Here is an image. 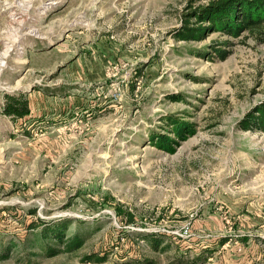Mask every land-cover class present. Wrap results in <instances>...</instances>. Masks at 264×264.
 I'll use <instances>...</instances> for the list:
<instances>
[{"label": "rangeland", "instance_id": "rangeland-1", "mask_svg": "<svg viewBox=\"0 0 264 264\" xmlns=\"http://www.w3.org/2000/svg\"><path fill=\"white\" fill-rule=\"evenodd\" d=\"M208 1L0 0V264H264V133L238 126L264 99V42L175 40ZM224 39L226 58L199 56ZM167 115L194 131L168 136ZM43 223L83 245L49 254Z\"/></svg>", "mask_w": 264, "mask_h": 264}, {"label": "trees", "instance_id": "trees-1", "mask_svg": "<svg viewBox=\"0 0 264 264\" xmlns=\"http://www.w3.org/2000/svg\"><path fill=\"white\" fill-rule=\"evenodd\" d=\"M219 32L231 37L253 38L258 43L264 42V0H209L206 4L194 5L190 3L182 14L181 25L173 32L175 40H203L209 34ZM229 39L213 42L206 51H199V56L209 57L213 53L220 59L226 58L229 53ZM212 50V51H209ZM213 58V57H211ZM2 111L13 119L22 118L30 113V104L25 92L7 93ZM166 121L168 136L174 135L177 139H184L194 131L193 124L183 119L167 115ZM243 130L260 131L264 133V99L247 111L238 122ZM165 133L154 136L155 144L163 149L173 150L174 137ZM132 220V217H130ZM42 236L46 242V251L57 254L64 251H73L83 245L84 237L79 233L67 234V223L45 224ZM55 241L56 246L49 245ZM54 244V243H53ZM63 244V249L60 245ZM159 241L154 246L158 247ZM103 257L86 255L85 260L100 262Z\"/></svg>", "mask_w": 264, "mask_h": 264}, {"label": "bare ground", "instance_id": "bare-ground-1", "mask_svg": "<svg viewBox=\"0 0 264 264\" xmlns=\"http://www.w3.org/2000/svg\"><path fill=\"white\" fill-rule=\"evenodd\" d=\"M54 2L55 1H51L49 3H54ZM12 48H13L12 47V44H6V46L4 47V49L2 51H0V75H1L2 70L4 69V67H6V65H7L6 58L10 54Z\"/></svg>", "mask_w": 264, "mask_h": 264}]
</instances>
